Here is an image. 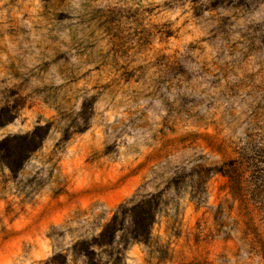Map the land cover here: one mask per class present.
I'll list each match as a JSON object with an SVG mask.
<instances>
[{
    "label": "rangeland",
    "instance_id": "1",
    "mask_svg": "<svg viewBox=\"0 0 264 264\" xmlns=\"http://www.w3.org/2000/svg\"><path fill=\"white\" fill-rule=\"evenodd\" d=\"M0 112V264H264V0H0Z\"/></svg>",
    "mask_w": 264,
    "mask_h": 264
},
{
    "label": "trees",
    "instance_id": "2",
    "mask_svg": "<svg viewBox=\"0 0 264 264\" xmlns=\"http://www.w3.org/2000/svg\"><path fill=\"white\" fill-rule=\"evenodd\" d=\"M1 125L3 124L1 123L0 126ZM40 129L41 127H37L30 134H26L25 138H34ZM41 142V137H38L36 147H38ZM142 201L143 202L132 206L130 211L126 213L131 216V233L134 240H147L151 225L153 224L155 218L154 210L156 208V204L152 202L153 200L145 199ZM121 226H123V220L121 221V219L118 218V215L114 214L112 219L107 222L97 237L93 238L91 241L81 243L84 246V249L80 251L81 254L89 256L90 249L111 244Z\"/></svg>",
    "mask_w": 264,
    "mask_h": 264
}]
</instances>
